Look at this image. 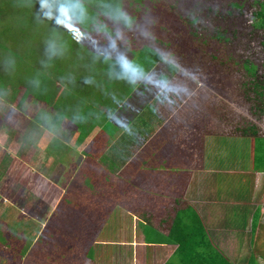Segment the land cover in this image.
Instances as JSON below:
<instances>
[{
	"label": "rangeland",
	"instance_id": "obj_1",
	"mask_svg": "<svg viewBox=\"0 0 264 264\" xmlns=\"http://www.w3.org/2000/svg\"><path fill=\"white\" fill-rule=\"evenodd\" d=\"M93 1L91 8L75 12L71 7L75 5L74 0H0V264H46L47 253L51 258L54 256L48 245L52 236L65 237V243L70 245L66 252L69 257L60 258L59 264H79L80 255L70 254L71 249L80 245L82 239L78 238L91 242L98 226L90 227V220L99 218L96 214H105V206L139 199L138 204L161 208L160 196L138 189L143 178L125 180L121 179L122 174L132 175L143 166L142 160L147 154L142 152V146L154 149V139L148 132L152 127L148 123L150 117L155 115L160 120L168 114L166 109L173 110L174 115L181 107L185 109L181 117L188 118L192 113L188 103L196 108L197 100L205 102L212 94L187 70L171 62L172 52L163 53L167 44L177 43L162 30H151L156 28L150 25L151 21L159 16L158 0L153 5L148 0ZM107 2L111 5L109 8ZM101 7L109 9L107 14L96 10ZM120 11L133 18L130 25L119 17ZM153 48L159 55L171 54V59L165 61L160 56L153 67L154 75L149 73L142 80L143 60ZM89 78V84H81ZM149 82L155 86H149ZM157 82L167 83L171 91ZM156 85L161 89L160 95ZM28 88L36 93L48 89L47 94L53 98L45 102L37 96L24 97ZM124 100L122 112L126 121L117 126L108 127L111 120L106 123L102 115L88 133L68 126L80 125L75 122L73 104L81 102L80 108L76 107L80 111L86 106L82 101L99 111L102 104L114 111ZM57 101L67 117L66 124L54 126ZM140 110L143 115H137ZM170 116L171 113L165 119ZM126 122L128 127L124 128ZM179 123L184 122L179 119ZM170 126H176L174 121ZM207 134L206 165L223 163L231 171L217 177L215 203L219 208L226 203L236 204L235 207L228 205L233 210L227 209V216L213 219L207 241L211 250H207L218 249L214 227L239 225V230L251 232L255 222L252 212L249 215L245 210L254 204L262 212L257 236H260L259 242L263 241L264 195L260 192L264 193V175H256L254 188L250 185L253 177L250 180L245 174L248 167L257 163L251 156L252 141L248 137ZM124 135L123 140L116 141ZM114 141L133 146L126 158H116L121 162L112 165L103 154ZM119 149L123 148L119 146ZM200 152L198 158H201ZM147 168H154L152 162ZM157 181L168 183L165 178ZM219 212L217 209L214 215ZM113 214L122 220L130 217L120 208ZM60 220H70V223L64 227ZM104 224L102 229L108 222ZM237 240L239 252L234 259L229 258L235 264H251L256 256L250 252H258L257 243L250 245L246 235L238 236ZM262 247L264 250V243ZM90 250V246L85 248L88 258ZM195 259L189 263L195 264ZM260 261L264 264V259ZM80 262L85 263L84 256Z\"/></svg>",
	"mask_w": 264,
	"mask_h": 264
},
{
	"label": "trees",
	"instance_id": "obj_2",
	"mask_svg": "<svg viewBox=\"0 0 264 264\" xmlns=\"http://www.w3.org/2000/svg\"><path fill=\"white\" fill-rule=\"evenodd\" d=\"M74 1L75 5L71 7L75 12L87 10L94 3L93 0ZM154 1L148 0L151 5ZM121 5L118 4L119 7ZM110 6L107 2V7ZM96 10L107 14L109 9L101 7ZM156 12L159 16H155L150 23L151 26L156 25V28L151 30H162L163 34L170 35L169 38L173 37L174 44L177 43L167 44V50H162L163 53L172 52L176 66L187 70L194 79L212 91L205 102L196 101V108L194 104L190 105L191 102L188 103L192 113L186 120V127L183 126L185 123L179 126L176 120L174 124L178 125L167 130L166 134L171 140L167 147L171 151L173 148H182L188 142H198L199 137L202 139L205 133L213 129V133L222 134L223 137H248V141H252L251 156L257 160L253 168L264 172V0H158ZM147 54L148 57L143 61L149 68L155 66L161 55L154 48L149 49ZM76 82L78 85H87L91 79L81 84L79 80ZM40 90L36 93L28 88L24 97L37 96L38 100L45 102L53 98L47 94L48 89ZM58 103L52 120L54 126L66 124L67 112ZM82 103L86 106L81 111L76 109L80 108L81 102L72 106L76 112L75 122L80 125L68 126L73 125L77 131L88 133L98 121L100 111L89 102ZM175 118L180 119L178 115ZM181 126L185 128L184 131L180 129ZM113 145L112 148H118L115 142ZM117 152L120 154V151ZM115 155H105L104 159L112 161ZM251 178L253 180L254 176L251 175ZM250 185L255 188L254 184ZM158 192L163 193L160 190ZM260 193L264 195L263 191ZM167 202L159 214L148 208L141 210L149 214L150 218L157 217L169 225L165 229L180 241L179 253L183 261L189 262L196 258L195 264H235L224 251L214 248L212 251L207 250H211L207 246L208 227L182 192L169 194ZM252 216L255 228L247 233L242 230V234L246 235L250 245L257 243L258 246V252H250L256 256L251 264H261L260 258L264 259V240L259 242L260 236H257V227L262 217L259 206L252 212Z\"/></svg>",
	"mask_w": 264,
	"mask_h": 264
},
{
	"label": "crops",
	"instance_id": "obj_3",
	"mask_svg": "<svg viewBox=\"0 0 264 264\" xmlns=\"http://www.w3.org/2000/svg\"><path fill=\"white\" fill-rule=\"evenodd\" d=\"M143 63L142 80L145 76L149 75V73L151 74L153 72V75L155 73V71H153L154 65L149 68L146 62ZM146 82L148 81L146 80ZM149 86L154 87L155 85L150 84ZM156 86L158 89L155 88V90L156 92L159 90L160 95L161 89L158 85ZM169 97L171 99V96ZM158 101H161L159 97ZM173 101L171 104L175 105ZM123 102H125V100ZM123 102L119 103L120 105L118 104L114 111H111L107 105L102 104L99 114L104 116L106 123L108 119L111 120V123L109 121L107 123L108 127L117 126L122 120L126 121V116L122 112V110L125 109L126 102ZM166 110H168V114L171 113L170 117L165 119L168 115L167 114L159 120L157 116L154 115V118L150 117L148 120L149 125H152V127H149L150 130L148 131L147 129V131L151 133V138L154 139L155 144L153 150L150 146L147 147L144 145L141 147L143 150L142 152L147 154L142 160L143 166L132 175L127 172L122 174L121 178L125 180L132 179L133 177L143 178L144 181H140L138 189L145 191V194H152L151 192H153V195L160 196L163 201V206L159 208L156 205L147 206L145 204H138L139 199L136 202L125 201L122 203L120 202L115 206H105V214H96L99 218L95 219L93 222L90 220V227H92V225L98 226V229L92 235L91 242L85 241L84 237L78 238L82 239L79 241L80 245L74 246V249H71L73 251L70 254L76 252L77 255H80V261L84 256V264H190L189 262L182 260L181 254L179 253L180 241L175 235H169V232L165 229L168 228L169 225L165 222H161L157 217L150 218L151 216H149V214L144 215L141 209L145 210V208H148L159 214L168 203L167 198L169 197V194L182 192L185 199L193 204L197 212H199L201 219L204 220L208 229H211L210 225L213 219L220 220L227 216V209H229L228 212H230L228 205H234L235 207L236 204L234 203H226L219 208L215 203L216 198L214 197V187L216 185L217 177H221L222 173L229 174L231 171L226 169L223 163L210 162L209 166L206 165V159L204 158L205 136L207 135V137H209V134L205 133V136L202 139L199 137L198 142L191 141L182 148H176V150L173 148L170 151V148H168L167 145L170 144L169 141L171 142V140L166 134L167 130L171 129V126L169 128V124L173 121L176 123L177 120L180 126L179 119L175 118L176 115H178V118H180L185 124L187 118L181 117L185 110L181 107L175 111L174 115L172 114L173 110ZM139 114L143 115L141 110L137 115ZM127 127L128 124L126 122L124 128ZM184 127L181 126L180 129L184 131ZM214 131L215 130L213 129L212 133ZM125 135L116 141L123 140ZM213 135L217 134L213 133ZM116 141L114 142L117 144L118 148H112L114 147L113 142L108 146L109 148H107L104 153L105 155H118H115L112 161L107 160L110 164L112 163V165L117 161L121 162V160H119L120 158H126V156L129 155V148L133 146V144L128 146L122 142ZM119 146L123 148L122 151L119 149ZM200 150V153L202 154L201 158H198V152ZM117 151H120V154H118ZM104 154L103 158L105 156ZM132 162H134V160H132ZM151 162L154 165V168L148 169L147 167ZM218 164L221 165L218 166ZM247 169L248 171L245 172V174L246 176H254V179L251 180V183L254 185L256 183V175L258 173H263L264 175L263 171H257L253 167L250 169L248 167ZM120 173L121 172H117L116 174ZM113 178L116 179V177ZM159 178H165L168 183L160 184L157 181ZM159 190L163 193H159ZM117 208L126 211L130 214V217H127L126 220L115 218L113 212H115V209ZM136 209H138V211H136ZM217 209H220V212L217 215H214V212H216ZM255 209L256 206L254 204L252 207L247 208L245 212L250 215V212L255 211ZM231 210L233 209L231 208ZM139 212H141L142 215H139L141 214ZM249 220H251V218H249ZM106 222H108L107 227L102 229L101 227L105 226L104 223ZM60 223L62 226L66 227L69 225L70 220H60ZM76 223L78 222L76 221ZM238 226L235 228H230L229 226L224 228L219 225V227H214L215 231L213 232L216 247H218L219 250L224 251L228 257L231 256L232 259H234L240 249L237 237L243 235L241 229H238ZM245 227L246 226H244L243 229ZM63 232L60 233V235H62ZM60 237L52 236L48 239L50 241L48 245L54 256L51 258L48 250H46L48 252L46 255L48 256L46 264H59L60 258L67 259L69 257H66V254H68L66 252L68 248H70V245L65 243L67 242L65 237ZM89 246L91 247V250L88 258L85 255V248H88ZM227 247L230 250V253L226 252ZM80 261L79 264H81Z\"/></svg>",
	"mask_w": 264,
	"mask_h": 264
},
{
	"label": "clouds",
	"instance_id": "obj_4",
	"mask_svg": "<svg viewBox=\"0 0 264 264\" xmlns=\"http://www.w3.org/2000/svg\"><path fill=\"white\" fill-rule=\"evenodd\" d=\"M119 17L122 18L126 24H129V25H130V24L133 22V18L130 17L127 13H125V12H123V11H120V12H119ZM77 38H78V39H82V37H81L79 34H77ZM161 58H162L163 60H165V61H168V60L171 59V54H169V55H164V54H162V55H161ZM171 62H172V63H175L176 61H175L174 59H172ZM129 70L131 71V69H129ZM134 74H135V73H134ZM140 74L142 75L143 73H140ZM157 83H158V85H159L160 87H162V88H166V89H168L169 91H171V88H170L169 85H167V83H162V82H157Z\"/></svg>",
	"mask_w": 264,
	"mask_h": 264
}]
</instances>
